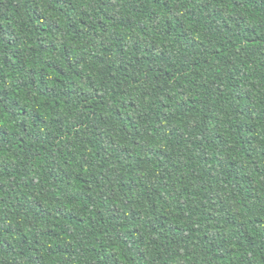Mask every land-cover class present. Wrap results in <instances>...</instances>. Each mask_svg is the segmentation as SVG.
<instances>
[{"label": "trees", "instance_id": "16d2710c", "mask_svg": "<svg viewBox=\"0 0 264 264\" xmlns=\"http://www.w3.org/2000/svg\"><path fill=\"white\" fill-rule=\"evenodd\" d=\"M0 264H264V0H0Z\"/></svg>", "mask_w": 264, "mask_h": 264}]
</instances>
